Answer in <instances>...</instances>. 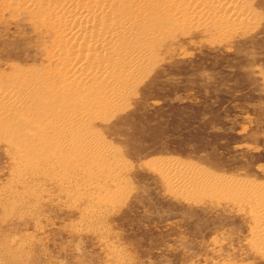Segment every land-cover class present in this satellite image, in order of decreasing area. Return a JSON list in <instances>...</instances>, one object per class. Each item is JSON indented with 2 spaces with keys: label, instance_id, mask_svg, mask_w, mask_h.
<instances>
[{
  "label": "rangeland",
  "instance_id": "1",
  "mask_svg": "<svg viewBox=\"0 0 264 264\" xmlns=\"http://www.w3.org/2000/svg\"><path fill=\"white\" fill-rule=\"evenodd\" d=\"M25 1L0 0V264H264V0H130L146 41L97 89L37 11L62 1Z\"/></svg>",
  "mask_w": 264,
  "mask_h": 264
},
{
  "label": "bare ground",
  "instance_id": "2",
  "mask_svg": "<svg viewBox=\"0 0 264 264\" xmlns=\"http://www.w3.org/2000/svg\"><path fill=\"white\" fill-rule=\"evenodd\" d=\"M7 1V0H5ZM27 9L32 10V6L27 5L25 0H18ZM62 1L56 8L49 12L47 7H39L40 16L43 23L50 20L52 34L60 39L61 45L72 44L75 46L72 57L64 66L68 69L66 83L75 84L76 88L91 85L95 89L99 85L106 86L112 81H116L125 76V70L131 63L130 53L141 51L146 38L143 34L136 35L134 27L135 18H128L132 28L113 25V11L121 6L132 8L139 4L135 2L130 5V0H59ZM242 0H210L213 5L228 4V13L223 17L225 20H237L243 14ZM134 2V1H133ZM141 2V1H140ZM244 17H246L244 15ZM245 19V18H244ZM243 20V18H242ZM241 20V21H242ZM176 20L175 22H177ZM134 22V23H133ZM183 25L186 19L180 21ZM53 27V29H52ZM59 31V32H58ZM61 34V35H60ZM58 48L55 53L58 55ZM78 57L79 59H73ZM3 98L0 96V102ZM1 107V105H0ZM176 176V175H175ZM183 177V176H182ZM168 182L172 187H179L180 184L188 183V176L184 179L179 177H169ZM254 218L257 220V212ZM264 241V236L260 237V242ZM264 252V249H263ZM19 254L15 253L12 262L15 264Z\"/></svg>",
  "mask_w": 264,
  "mask_h": 264
},
{
  "label": "snow or ice",
  "instance_id": "3",
  "mask_svg": "<svg viewBox=\"0 0 264 264\" xmlns=\"http://www.w3.org/2000/svg\"><path fill=\"white\" fill-rule=\"evenodd\" d=\"M258 6H259V7H264V2H262V3L258 4ZM129 147H130V152H129V155H130V156H132V158L134 159V158H135V156H134V153H133V151H131V149H134V147H135V146H134L133 144H131V143H130Z\"/></svg>",
  "mask_w": 264,
  "mask_h": 264
}]
</instances>
